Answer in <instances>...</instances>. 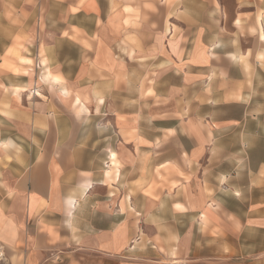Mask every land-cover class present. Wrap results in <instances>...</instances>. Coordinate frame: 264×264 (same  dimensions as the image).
Wrapping results in <instances>:
<instances>
[{"label": "crops", "instance_id": "crops-1", "mask_svg": "<svg viewBox=\"0 0 264 264\" xmlns=\"http://www.w3.org/2000/svg\"><path fill=\"white\" fill-rule=\"evenodd\" d=\"M264 0H0L5 264H264Z\"/></svg>", "mask_w": 264, "mask_h": 264}, {"label": "rangeland", "instance_id": "rangeland-1", "mask_svg": "<svg viewBox=\"0 0 264 264\" xmlns=\"http://www.w3.org/2000/svg\"><path fill=\"white\" fill-rule=\"evenodd\" d=\"M262 88L261 92L256 93V95H258V99L262 100V103L264 104V82L261 84L260 86ZM262 111L264 113V105L262 107ZM264 115V114H263ZM0 264H5V262H3V256L0 255Z\"/></svg>", "mask_w": 264, "mask_h": 264}]
</instances>
